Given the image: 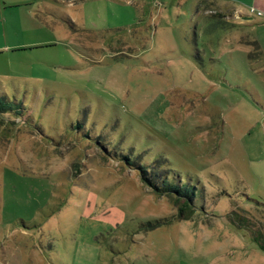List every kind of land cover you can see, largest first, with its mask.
I'll return each instance as SVG.
<instances>
[{"label": "rangeland", "instance_id": "rangeland-1", "mask_svg": "<svg viewBox=\"0 0 264 264\" xmlns=\"http://www.w3.org/2000/svg\"><path fill=\"white\" fill-rule=\"evenodd\" d=\"M205 4L0 0V264H264V25Z\"/></svg>", "mask_w": 264, "mask_h": 264}, {"label": "crops", "instance_id": "crops-1", "mask_svg": "<svg viewBox=\"0 0 264 264\" xmlns=\"http://www.w3.org/2000/svg\"><path fill=\"white\" fill-rule=\"evenodd\" d=\"M208 5L205 14L216 15L224 21H237L239 27H250L255 23L264 25V0H202ZM260 14V15H258ZM256 18H263L258 22ZM239 21V22H238ZM256 46V44L254 45ZM259 57H264L261 47H255Z\"/></svg>", "mask_w": 264, "mask_h": 264}, {"label": "trees", "instance_id": "trees-1", "mask_svg": "<svg viewBox=\"0 0 264 264\" xmlns=\"http://www.w3.org/2000/svg\"><path fill=\"white\" fill-rule=\"evenodd\" d=\"M142 176H143V174H142ZM142 180L146 184V186L150 187L152 190L156 189L154 182H152V181H150V180H148L147 178H144V177H142ZM175 192L178 193V191H175ZM185 195H186V200L188 201V203H192V197L189 196L187 193H185Z\"/></svg>", "mask_w": 264, "mask_h": 264}, {"label": "built area", "instance_id": "built-area-1", "mask_svg": "<svg viewBox=\"0 0 264 264\" xmlns=\"http://www.w3.org/2000/svg\"><path fill=\"white\" fill-rule=\"evenodd\" d=\"M258 15H260V14H258Z\"/></svg>", "mask_w": 264, "mask_h": 264}]
</instances>
